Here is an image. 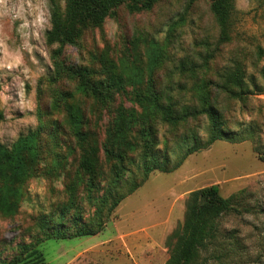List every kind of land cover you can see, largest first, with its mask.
Wrapping results in <instances>:
<instances>
[{"label":"rangeland","instance_id":"374dc122","mask_svg":"<svg viewBox=\"0 0 264 264\" xmlns=\"http://www.w3.org/2000/svg\"><path fill=\"white\" fill-rule=\"evenodd\" d=\"M233 2L225 41L207 0H158L132 13L121 5L101 25L81 27L73 43L60 44L46 38L51 0H0V143L10 149L19 136L36 134V160L22 178L10 177L0 163V264H164L165 240L183 221L188 192L210 184L224 197L234 194L238 211L218 219L217 239L200 251L197 263L264 264V0ZM152 41L160 48L156 88L187 81L179 66L188 61L194 76L211 81L210 103L220 126L230 136L242 135L217 139L175 169H154L145 179L150 152L133 149L139 145L133 135L116 179L103 152L107 130L119 112L133 108L144 118L146 111L130 100V83L124 91L110 89L102 100L78 89L73 70L86 68L94 81L105 78L106 70L125 78L133 66L145 64ZM237 69L242 84L230 85L234 95L225 93L218 75ZM190 93L179 105L194 104ZM72 111L80 117L81 137ZM185 120L176 134L208 138L211 119L205 114L196 111ZM165 129L158 127L153 154L157 164L169 156L168 167L190 141L182 135L166 141ZM85 156L95 158L98 174L90 198ZM131 182L140 185L126 194ZM84 229L93 234L78 235ZM92 245L98 247L77 255Z\"/></svg>","mask_w":264,"mask_h":264},{"label":"trees","instance_id":"16d2710c","mask_svg":"<svg viewBox=\"0 0 264 264\" xmlns=\"http://www.w3.org/2000/svg\"><path fill=\"white\" fill-rule=\"evenodd\" d=\"M158 0H64L61 6L57 0H51L50 6V27L46 32V38L49 42H58L60 44H71L78 37L81 27L99 26L107 16L115 13L121 5H125L129 12H139L149 10ZM215 20L220 28V41L229 38L228 30L233 24L234 2L233 0H207ZM154 44H153V43ZM150 48L146 50V62L142 68L133 66L131 72H126V76L115 74L113 70H106V77L94 81L87 74L86 68H75L73 72L78 75V89L81 92L91 94L92 96L105 100L110 96L109 90L124 91V84L130 83L132 102L140 105L146 111L144 118H138L133 108H128L125 114L119 112V119L113 120L110 128L107 130L103 152L106 159L113 163V172L116 179L123 173V163L125 157L124 145L128 140L136 135L139 137V147L142 155L149 151L145 163V177L154 169L164 172L178 167L182 159L188 154L206 148L217 139H227L234 141L236 136L241 138L240 133L230 136L220 126V121L216 120V111L210 103V92L208 85L210 80L204 77L194 76L193 67L188 61L180 63V73L187 81L178 80L177 87L169 86L167 89H157L153 79V71L159 63L160 48L152 41ZM111 67V65L109 66ZM264 79V67L261 70ZM221 79L222 89L225 93L235 94L231 86H241V71L222 73L218 75ZM145 78V80H144ZM189 87L186 85L188 81ZM143 81L145 82L143 85ZM231 85V86H230ZM187 88V89H186ZM186 92H191L190 96L194 104L179 105L178 99L183 97ZM196 103V104H195ZM198 107V108H196ZM197 109V110H196ZM205 114L210 121V130L208 138L202 141L197 135L191 133L176 134L177 127L190 120H185L195 112ZM71 120L75 126L76 133L81 137L82 128H78L80 117L76 111L70 113ZM3 118L0 112V120ZM196 121V120H194ZM166 126L163 136L167 141L168 137L182 135V139L190 141L185 147L178 161L170 164L169 156L165 155L162 163H156L153 151L154 146L158 144V127ZM191 133V134H189ZM131 145V144H130ZM36 160V134L28 132L26 135L19 136L12 147L6 148L0 143V163L4 164L10 171V177L20 179L28 170L30 164ZM95 158L85 156L81 160L82 168L88 173L87 190L88 195L92 187H95L98 174L94 170ZM118 181V180H117ZM140 182H131L126 194L134 191ZM234 194L224 197L219 192L217 184L193 189L188 192L184 202L183 221L177 225L165 240V245L169 250V257L164 264H198L197 259L200 251L207 249L210 244L215 243L219 230L218 219L226 213L238 211V207L233 202ZM90 198V195L88 196ZM123 197V196H121ZM115 200L113 205H116ZM86 229L81 230L78 235H92ZM59 239L67 238L62 232H57ZM50 238V237H46ZM34 249L30 250L28 257L34 255ZM102 264V263H97Z\"/></svg>","mask_w":264,"mask_h":264},{"label":"crops","instance_id":"0c3cea01","mask_svg":"<svg viewBox=\"0 0 264 264\" xmlns=\"http://www.w3.org/2000/svg\"><path fill=\"white\" fill-rule=\"evenodd\" d=\"M151 243H152V242H151L150 239H148V237H147V245H148V244H151ZM94 247H98V246H97V245H92V246H89V247L83 248L81 251H79V252L77 253V255L85 254V253H87V251L94 249ZM102 264H103V263H102Z\"/></svg>","mask_w":264,"mask_h":264}]
</instances>
